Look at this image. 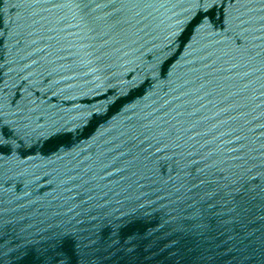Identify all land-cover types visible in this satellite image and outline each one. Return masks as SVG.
I'll return each mask as SVG.
<instances>
[{"label": "water", "instance_id": "95a60500", "mask_svg": "<svg viewBox=\"0 0 264 264\" xmlns=\"http://www.w3.org/2000/svg\"><path fill=\"white\" fill-rule=\"evenodd\" d=\"M0 264H264V0H0Z\"/></svg>", "mask_w": 264, "mask_h": 264}]
</instances>
